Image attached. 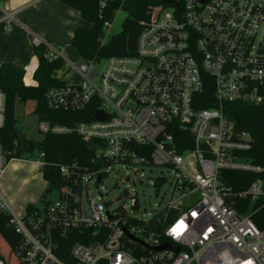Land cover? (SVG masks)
<instances>
[{"label": "built area", "instance_id": "obj_1", "mask_svg": "<svg viewBox=\"0 0 264 264\" xmlns=\"http://www.w3.org/2000/svg\"><path fill=\"white\" fill-rule=\"evenodd\" d=\"M153 1L132 54L103 59L102 71L91 60L70 62L79 81L46 92L53 109L96 104L93 115L100 110L107 118L73 126L41 121L38 130L75 132L95 142V159L108 162L106 170L115 163L177 170L163 217L130 216L125 204L110 210L91 197L85 208L86 181H98L100 172L61 164L58 198L43 209L17 215L0 189V211L10 214L8 224L20 236L10 250L15 264H264V227L243 211L264 206V167L246 154L251 133L225 112L227 103L264 102V0ZM31 43L42 42L33 36ZM43 56L63 58L49 44ZM4 113L0 90V128ZM8 154L0 143V178L10 161L21 159ZM32 164L41 168L43 160ZM224 171L255 178L235 189ZM130 197L135 211L136 197ZM69 230L83 231L82 240L61 257L56 251ZM163 243L169 247L154 249ZM0 264H6L1 257Z\"/></svg>", "mask_w": 264, "mask_h": 264}, {"label": "trees", "instance_id": "obj_2", "mask_svg": "<svg viewBox=\"0 0 264 264\" xmlns=\"http://www.w3.org/2000/svg\"><path fill=\"white\" fill-rule=\"evenodd\" d=\"M80 12L81 18L89 23L88 26L75 28L71 46L76 49L83 60L99 62L110 56L129 55L134 52L140 30L148 20L153 0H58ZM126 12L121 28L105 40L104 24H111L117 10ZM5 23L0 22V33L4 30ZM37 58L44 57L45 45L33 46ZM63 66V58L38 61L33 71L32 78L35 84H24V70L11 62L0 65V90L5 96L4 124L0 128V143L8 156L21 158L30 156L34 151L43 153L42 177L47 183V192L56 190L63 184V178L59 172L61 164L70 165L76 162V169L81 173L98 171L101 174V182L108 174L106 167L108 162L95 159V145L93 141H86L75 132H40V139L27 138L16 127L15 116L16 100L24 103L28 100L35 102L33 114L38 122L45 121L51 125L73 126L80 121H91L96 104L83 111H66L53 109L48 106L46 92L52 87H61L64 80L52 76L55 70ZM225 110L227 117L236 128L247 130L253 138L252 147L246 153L251 161L264 167V102L258 106H252L239 102L227 103ZM129 148L142 154L138 144H128ZM94 155V158H93ZM229 177L226 183L235 189H241L255 178L250 172L224 171ZM165 181L159 178L156 185ZM249 198L245 202H249ZM47 204L44 203V206ZM34 204L27 203L25 213L36 210ZM249 213L252 221L260 228L264 227V206L256 208L251 205L243 210ZM162 209L152 215L151 219L157 220L163 217ZM171 215V212L169 213ZM9 213L0 211V235L8 244L10 250L20 242V236L8 224ZM83 233V231H82ZM82 233L68 231L61 239V247L56 251L61 257L68 252L69 245L74 241H81ZM0 257L5 261V254L0 250ZM7 264V261H5Z\"/></svg>", "mask_w": 264, "mask_h": 264}, {"label": "rangeland", "instance_id": "obj_3", "mask_svg": "<svg viewBox=\"0 0 264 264\" xmlns=\"http://www.w3.org/2000/svg\"><path fill=\"white\" fill-rule=\"evenodd\" d=\"M125 15L126 12L123 9H119L115 13L112 23L105 30V40L120 30ZM55 48L61 51V47L55 46ZM73 48L71 47L61 52L73 64L78 65L83 59L76 49ZM65 63L66 60L63 58V64ZM104 66L105 61L101 60L94 64L93 68L102 71ZM63 68L62 70L70 72V66L64 65ZM76 77L69 73L65 76L71 83L79 81V77ZM34 104L35 102L33 100H28L24 103L16 100V127L27 138L40 139L41 133L38 130V121L33 114ZM38 160H43V157L38 151H34L28 157L22 156L20 160H17L18 166L15 169L12 168V165H8V170L13 169L15 172L14 180L6 179L5 174L0 178V189L8 198H14L11 206L13 212L17 215H23L27 203L34 204L36 207L43 209L44 203L50 204L58 198V190L54 189L51 192H47L48 186L42 177L41 168L33 167L32 162ZM107 172V176L101 182H97L94 177L86 181L87 190L86 192L83 191L82 194L83 206L86 208L88 197L95 198L100 202H107L110 210L117 209L125 204L130 216H138L141 218L150 217L166 207L171 197L172 186L177 175V170L170 167L140 164L130 165L126 163H115L107 169ZM160 177H164L165 181L161 185H156V181ZM99 194L102 196L100 197ZM130 196L136 197L138 206L135 211L130 207ZM0 250L6 256L5 261L15 264L16 257L10 252L8 244L1 235Z\"/></svg>", "mask_w": 264, "mask_h": 264}, {"label": "crops", "instance_id": "obj_4", "mask_svg": "<svg viewBox=\"0 0 264 264\" xmlns=\"http://www.w3.org/2000/svg\"><path fill=\"white\" fill-rule=\"evenodd\" d=\"M0 22L5 23L0 33V65L11 62L22 68L25 72L24 82L27 78L29 84H35L32 74L38 63L31 43L33 36L38 37L43 44L59 46L63 51L72 47L70 42L75 28L89 25L78 10L58 0H0ZM62 56L66 60L63 66H69L71 60L64 57L63 53ZM63 66L55 70L52 76L71 83L65 78L71 73L62 70ZM8 165L15 169L17 160L10 161L3 173L6 179L14 180L15 172L13 169L8 170ZM5 197L10 204L14 202V198Z\"/></svg>", "mask_w": 264, "mask_h": 264}, {"label": "water", "instance_id": "obj_5", "mask_svg": "<svg viewBox=\"0 0 264 264\" xmlns=\"http://www.w3.org/2000/svg\"><path fill=\"white\" fill-rule=\"evenodd\" d=\"M44 59H45L44 57L38 58V61H43ZM93 118L96 120H104L107 118V115L104 114L102 111L98 110L94 113ZM90 148H93V146H90ZM97 180L98 181L100 180V175L97 176ZM162 247H169V245L167 243H163V244H160L159 246L154 247V249L158 250Z\"/></svg>", "mask_w": 264, "mask_h": 264}, {"label": "bare ground", "instance_id": "obj_6", "mask_svg": "<svg viewBox=\"0 0 264 264\" xmlns=\"http://www.w3.org/2000/svg\"><path fill=\"white\" fill-rule=\"evenodd\" d=\"M25 82L29 84V80H27V78H25Z\"/></svg>", "mask_w": 264, "mask_h": 264}]
</instances>
